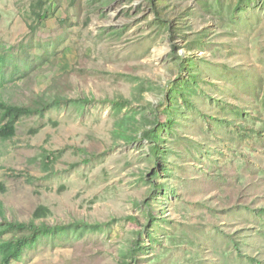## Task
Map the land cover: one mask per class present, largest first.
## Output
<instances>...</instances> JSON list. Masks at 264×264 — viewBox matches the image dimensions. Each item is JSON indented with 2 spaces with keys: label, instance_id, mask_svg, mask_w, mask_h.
<instances>
[{
  "label": "rangeland",
  "instance_id": "374dc122",
  "mask_svg": "<svg viewBox=\"0 0 264 264\" xmlns=\"http://www.w3.org/2000/svg\"><path fill=\"white\" fill-rule=\"evenodd\" d=\"M0 66V203L68 226L12 264H264V0H0Z\"/></svg>",
  "mask_w": 264,
  "mask_h": 264
},
{
  "label": "trees",
  "instance_id": "16d2710c",
  "mask_svg": "<svg viewBox=\"0 0 264 264\" xmlns=\"http://www.w3.org/2000/svg\"><path fill=\"white\" fill-rule=\"evenodd\" d=\"M1 67V66H0ZM185 69V68H184ZM198 78L195 73L188 74V77L184 80L185 87L189 86L190 82H195L197 84ZM180 83L172 82L168 86L167 96L170 100H173V97L176 93H180ZM114 104L117 107H122L124 105L130 104V101L127 99L119 98L118 100H113ZM119 109V108H118ZM166 110L165 114L167 119L165 122L157 120L154 123L153 127H149L150 120L143 117L138 119L135 115L130 116L126 114L116 125V134L118 137L127 140V142L134 141L133 136L137 129L142 128L144 133L143 136L151 143L152 154L154 158L166 159L168 150H163L160 148L161 143V132L164 128L171 130L175 123L174 119L170 115V107H166L164 104H160L158 110ZM31 108L25 106H17L15 104H8L6 101L0 102V140H8L12 138L16 131L17 121L25 115L30 114ZM144 125V126H143ZM48 167V165L46 166ZM164 172H167V167L163 168ZM153 189L163 190L164 184H152ZM148 204V203H147ZM149 205V204H148ZM149 215V222H153L156 218L151 214ZM148 227L145 225L143 231ZM68 226L64 225H50L46 222L36 223V222H18L10 221L5 213L4 206L0 203V264H12L15 261H18L22 255L23 251L26 248L35 246L38 243V240L42 237H50L56 233H64ZM22 233L21 236H14L10 239H2L9 233ZM141 234V233H139ZM148 237L150 243L158 242V239L153 235L152 232H148ZM138 250L146 251L148 248V243H138ZM137 252L134 249H130L129 254L134 255Z\"/></svg>",
  "mask_w": 264,
  "mask_h": 264
}]
</instances>
